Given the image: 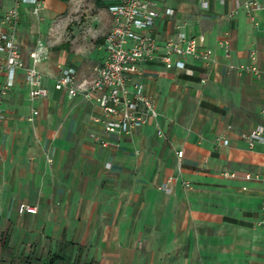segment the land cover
Returning a JSON list of instances; mask_svg holds the SVG:
<instances>
[{
    "label": "crops",
    "instance_id": "0c3cea01",
    "mask_svg": "<svg viewBox=\"0 0 264 264\" xmlns=\"http://www.w3.org/2000/svg\"><path fill=\"white\" fill-rule=\"evenodd\" d=\"M117 1L44 0L38 15L18 6L24 65L38 43L48 51L36 64L47 97L29 98L22 70L3 95L0 264L49 251L84 264H264V144L243 138L264 126V10L245 8L264 0H205L204 8L152 0L157 43L202 36L209 60L142 64L132 82L154 98L158 117L130 134H104L98 107L54 83L65 67L78 81L94 78ZM13 5L0 0V13ZM20 203L37 212L20 214Z\"/></svg>",
    "mask_w": 264,
    "mask_h": 264
},
{
    "label": "built area",
    "instance_id": "2783aa9c",
    "mask_svg": "<svg viewBox=\"0 0 264 264\" xmlns=\"http://www.w3.org/2000/svg\"><path fill=\"white\" fill-rule=\"evenodd\" d=\"M14 5L4 13H0V73H4L6 81L0 84V122L5 119L2 99L11 87L17 71H23V78L31 99L46 98L47 91L41 85V73L36 64L47 57V49L40 43L29 54L32 65L25 66L20 47L16 40L18 25L21 19L19 4H31V12L38 15L44 0H13ZM201 7H206L205 0H200ZM248 12L264 10V5L256 2L245 4ZM112 21L109 32L104 36L102 48L104 58L94 68V78L77 80L76 70L72 67L61 68L54 83V89L64 91L69 97L80 96L83 102L94 104L101 112L93 120L100 124L104 134H130L149 120H155L158 112L155 101L139 82H132L140 75L141 66L158 58L166 69L183 68L187 58L209 60V53L201 49L202 36L189 38L179 34L175 39L167 40L160 45L149 33L158 12L152 0H118L108 8ZM171 14V12H168ZM244 70L256 72L253 65L242 66ZM204 80H202L203 82ZM264 117V110L261 111ZM38 115L32 111L29 120ZM157 134L161 136V132ZM248 146L255 143L264 144V126H257L243 135ZM102 146L104 139L98 138ZM183 152H177V158ZM49 161V158H47ZM224 176H233L224 172ZM188 187L189 184L185 183ZM263 215L258 224L264 228V198L261 203ZM18 212L35 214L36 206L20 203Z\"/></svg>",
    "mask_w": 264,
    "mask_h": 264
},
{
    "label": "rangeland",
    "instance_id": "374dc122",
    "mask_svg": "<svg viewBox=\"0 0 264 264\" xmlns=\"http://www.w3.org/2000/svg\"><path fill=\"white\" fill-rule=\"evenodd\" d=\"M51 255L52 254L49 251L48 254L44 253L43 255L33 254L31 257H27V259L31 261V264H84L78 256L71 254L68 251L59 252V257L62 258V262H59L58 260L50 263ZM10 264H24V258H14Z\"/></svg>",
    "mask_w": 264,
    "mask_h": 264
},
{
    "label": "trees",
    "instance_id": "16d2710c",
    "mask_svg": "<svg viewBox=\"0 0 264 264\" xmlns=\"http://www.w3.org/2000/svg\"><path fill=\"white\" fill-rule=\"evenodd\" d=\"M58 260H59V262H62V258L61 257H59L57 255H53L51 257L50 263L55 262V261H58ZM24 264H31V261L28 260V259H26V260H24Z\"/></svg>",
    "mask_w": 264,
    "mask_h": 264
}]
</instances>
